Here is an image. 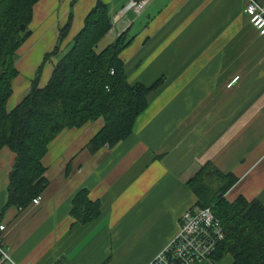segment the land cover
I'll return each instance as SVG.
<instances>
[{
    "label": "crops",
    "instance_id": "obj_1",
    "mask_svg": "<svg viewBox=\"0 0 264 264\" xmlns=\"http://www.w3.org/2000/svg\"><path fill=\"white\" fill-rule=\"evenodd\" d=\"M95 1L73 2L60 49ZM100 1L112 27L105 43L124 31L130 37L118 54L126 81H162L147 93L131 132L114 145L94 153L85 148L101 118L62 129L48 143L38 204L10 206L0 218L2 241L17 264L148 263L176 232L178 216L194 205L186 182L205 163L235 177L226 200L241 195L264 206V36L242 13L244 0H147L137 15L124 9L129 0ZM43 2L44 37L31 49L43 47L40 54L53 46L70 0ZM40 8L35 4L33 13ZM55 60L44 64L40 86ZM12 159L0 148V207ZM80 189L99 207L86 222L69 212ZM229 263L224 255L197 264Z\"/></svg>",
    "mask_w": 264,
    "mask_h": 264
},
{
    "label": "trees",
    "instance_id": "obj_2",
    "mask_svg": "<svg viewBox=\"0 0 264 264\" xmlns=\"http://www.w3.org/2000/svg\"><path fill=\"white\" fill-rule=\"evenodd\" d=\"M36 1L0 0V148L13 153L0 218L10 206L26 208L46 187L40 160L48 142L61 129L80 127L101 117L102 126L85 148L94 153L102 145L112 146L131 132L134 119L146 107L147 93L162 81L161 77L149 85L126 81L118 56L130 41L125 31L98 46L111 28L107 5L100 0L87 11L69 43L59 49L71 22L75 1L71 0L53 47L43 53L34 69L27 93L6 110L11 82L17 75L16 50L31 33L28 24ZM50 56L55 57V63L45 84L37 87L42 65ZM235 180L233 175L205 163L186 185L194 194V205L210 207L222 228L223 237L211 260L227 255L229 264H264V206L241 195L226 200L224 194ZM69 212L77 221L86 222L99 214V207L80 189L70 199Z\"/></svg>",
    "mask_w": 264,
    "mask_h": 264
},
{
    "label": "built area",
    "instance_id": "obj_3",
    "mask_svg": "<svg viewBox=\"0 0 264 264\" xmlns=\"http://www.w3.org/2000/svg\"><path fill=\"white\" fill-rule=\"evenodd\" d=\"M147 0H129L125 10L137 15L146 6ZM242 13L259 36H264V1L244 0ZM111 73V72H110ZM232 76L225 84L226 88L237 81ZM39 196L31 199L37 205ZM4 225L0 223V264H17L2 241ZM223 237L221 226L213 216L210 207H191L177 218L176 232L172 238L146 264H197L208 259L215 244ZM23 264H32L24 262Z\"/></svg>",
    "mask_w": 264,
    "mask_h": 264
},
{
    "label": "rangeland",
    "instance_id": "obj_4",
    "mask_svg": "<svg viewBox=\"0 0 264 264\" xmlns=\"http://www.w3.org/2000/svg\"><path fill=\"white\" fill-rule=\"evenodd\" d=\"M44 0H37L33 6H32V14H33V17L31 16V23L29 22L28 24V29L30 30V35L28 36V39L25 41V44H23V46H21V48L16 50V59L14 61V66H15V69L17 71V75L14 77V79L12 80L11 82V94L10 96L8 97L6 103H7V106L5 105V108L6 110H10L28 91L29 89V82L31 81V79L33 78V73H34V69L37 67V65L39 64V62L41 61V58H42V55L43 53L45 52H48L51 50V47L48 51H43L41 54H40V51L43 49L42 48H39L37 53L34 52V50H31L32 48L35 49L36 51V48H37V43L40 42L42 40V38L44 37ZM71 1V0H70ZM39 3L41 5V8H40V12L38 14H34L33 13V7L35 4ZM38 15H42L43 17L42 18H39ZM112 28V27H111ZM110 28V29H111ZM119 34V33H118ZM117 34V35H118ZM56 36H57V31H56ZM72 39V38H71ZM105 38H103L101 40L102 44L105 43L106 41H104ZM56 40V39H55ZM62 42V41H61ZM101 42L98 43V46L102 45ZM55 43V41H54ZM53 43V45H54ZM61 44V43H60ZM60 46V45H59ZM60 49V48H59ZM32 51V53H29V51ZM18 52V53H17ZM53 57V56H50L42 65V68H41V71H40V75H41V72H42V69L44 68V64L49 61V59ZM55 63V62H54ZM53 63V64H54ZM52 64V65H53ZM51 65V67H52ZM40 75H39V79H40ZM226 84V83H225ZM37 87H41L40 84H39V80H38V83H37ZM98 118H101V117H98ZM97 119V118H96ZM102 119V118H101ZM94 121V120H93ZM90 122V121H89ZM103 122V121H102ZM87 123V122H86ZM85 124V123H84ZM81 127V126H80ZM72 128H79V127H71V128H64V129H72ZM100 129V128H99ZM98 129V130H99ZM97 130V131H98ZM62 131V129L60 130ZM59 131V132H60ZM58 132V133H59ZM57 133V134H58ZM56 134V135H57ZM55 135V136H56ZM54 136V137H55ZM53 137V138H54ZM52 138V139H53ZM51 139V140H52ZM50 140V141H51ZM49 141V142H50ZM48 142V143H49ZM48 145V144H47ZM12 162H13V159H12ZM12 165V163H11ZM11 168V166H10ZM9 168V170H10ZM9 172V171H8ZM8 175V173H7ZM191 207H198L196 205H192ZM189 207V208H191ZM188 209V208H187ZM186 210V209H185ZM222 229V228H221ZM223 233V232H222ZM218 243V242H217ZM216 243V244H217ZM215 244V246H216ZM214 246V248H215ZM214 250V249H213ZM213 252V251H212ZM211 252V253H212ZM211 254L209 255L208 259L211 260Z\"/></svg>",
    "mask_w": 264,
    "mask_h": 264
}]
</instances>
